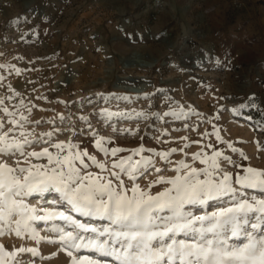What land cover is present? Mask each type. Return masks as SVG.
<instances>
[{
	"label": "rangeland",
	"instance_id": "1",
	"mask_svg": "<svg viewBox=\"0 0 264 264\" xmlns=\"http://www.w3.org/2000/svg\"><path fill=\"white\" fill-rule=\"evenodd\" d=\"M0 264H264V0H0Z\"/></svg>",
	"mask_w": 264,
	"mask_h": 264
}]
</instances>
